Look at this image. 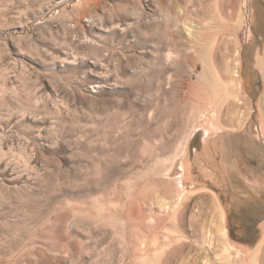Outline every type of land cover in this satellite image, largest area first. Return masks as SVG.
Returning a JSON list of instances; mask_svg holds the SVG:
<instances>
[{
    "label": "rangeland",
    "instance_id": "374dc122",
    "mask_svg": "<svg viewBox=\"0 0 264 264\" xmlns=\"http://www.w3.org/2000/svg\"><path fill=\"white\" fill-rule=\"evenodd\" d=\"M254 4L0 0V264H187L163 239L199 244L202 228L249 264L264 235ZM200 38L234 51L230 94L191 63ZM173 213L178 231L126 221Z\"/></svg>",
    "mask_w": 264,
    "mask_h": 264
},
{
    "label": "bare ground",
    "instance_id": "6f19581e",
    "mask_svg": "<svg viewBox=\"0 0 264 264\" xmlns=\"http://www.w3.org/2000/svg\"><path fill=\"white\" fill-rule=\"evenodd\" d=\"M218 27H217V29H218ZM219 28H221V27H219ZM170 39L171 40H169V41L171 43L173 42L174 46L176 44H181V46H183L182 43L178 42L175 37H171V35H170ZM190 40L192 41V39H190ZM194 40H196V39H194ZM211 41L212 40H210V38L201 39V41L199 43H197V48H196L197 52H195V55L190 54L191 55L190 61L193 65L196 64V62L200 61L201 66H202L203 75L206 77V81H207L206 85L207 86L210 84L212 87L213 86L215 87V84H213V81L214 82L217 81V85H219V86H217L216 89L221 88L224 90V94L227 92L230 94V92L235 90L234 87H235V82H236L235 77L233 75V73L234 74L236 73L235 65L237 62L236 58L233 57L234 51L232 49H230V51L226 54L216 52L215 50L213 51V44L211 43ZM161 44H163V43H161ZM181 46L179 45V47H181ZM193 46H196V45L190 44L189 49H192ZM177 47H178V45H177ZM183 49H185V48H183ZM182 51H184V50H182ZM169 56H170V54H169ZM186 59L188 60V58H186ZM187 60H185L184 62H186ZM220 62H222V65H220ZM189 64H190V62L188 63V65ZM204 76H203V78L205 79ZM203 84H204V82H203ZM204 86H205V84H204ZM213 89H215V88H213ZM213 95H214V92H213ZM217 128H218V126H217ZM198 132H199V130H198ZM202 133L199 132L198 134L194 135V138H198V139L203 138L204 132H202ZM240 139H241L240 134H238V135L229 134L228 135V140L234 144H238ZM246 141L250 142V138L247 137ZM179 214L182 215L181 213H179ZM179 216H177L175 213H173L168 218L166 216L157 217L152 222L148 223V221L150 220L149 219V220H147V224H146V222H143L144 216L143 217L141 216L138 219V218H133V217L127 215L126 221L132 227L138 226L140 229L142 228V229L147 230V231L148 230L149 231H156L157 229H163V228H165V229L167 228L166 230L172 229L174 231H178L184 225V223L182 221L183 219L180 218ZM145 218H146V216L144 217V220H145ZM193 225H195V224H193ZM194 227L195 226H193V230H194ZM178 240H179L178 237L175 238L174 236H170V234H167L163 239V244L161 245V248L166 246V245L167 246H169L170 244L173 245L172 243H175L176 245L172 246V248L170 247L171 249H169L168 253H173L176 250H179V252L186 250L187 253L190 251H194V254H191V258L187 264H208L206 261H204L202 259L203 256H208V254L214 256V257H212L214 260H213V263H211V264H238V259L235 258L232 255V253H230V251L227 250V248H223V246L219 245L220 242L216 243V245L213 244L212 242H210V237L208 236V234L205 233V230L203 232V228L201 230V238L199 240L200 241L199 244H197V240H195L193 242L188 241V242H182V243L178 242ZM211 240H213V239H211ZM155 241H156V237H152L150 242H147V243L145 242L146 244L142 245V246H144L142 248L143 252H146L149 249H151L152 246L154 245ZM176 242H178V243H176ZM237 252L239 253L240 251L237 250ZM142 258H144V257H142ZM259 263L264 264V235L257 242L256 246L254 247V251L252 253V256L249 260V264H259Z\"/></svg>",
    "mask_w": 264,
    "mask_h": 264
},
{
    "label": "crops",
    "instance_id": "0c3cea01",
    "mask_svg": "<svg viewBox=\"0 0 264 264\" xmlns=\"http://www.w3.org/2000/svg\"><path fill=\"white\" fill-rule=\"evenodd\" d=\"M248 38H252V45H253V50L251 53V61L249 62V67L253 71H256L259 75H264V41L259 42L258 39L252 34V36H249ZM260 38V37H259ZM258 106L260 108V116H261V121L264 123V89L263 91L259 94L258 97Z\"/></svg>",
    "mask_w": 264,
    "mask_h": 264
},
{
    "label": "trees",
    "instance_id": "16d2710c",
    "mask_svg": "<svg viewBox=\"0 0 264 264\" xmlns=\"http://www.w3.org/2000/svg\"><path fill=\"white\" fill-rule=\"evenodd\" d=\"M255 14L252 19L251 31L252 34L259 40V42L264 41V0H255ZM261 12L262 19L259 17ZM260 37V38H259Z\"/></svg>",
    "mask_w": 264,
    "mask_h": 264
}]
</instances>
